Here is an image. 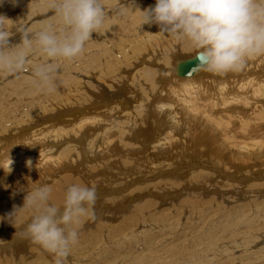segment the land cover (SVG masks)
Instances as JSON below:
<instances>
[{
	"label": "bare ground",
	"instance_id": "1",
	"mask_svg": "<svg viewBox=\"0 0 264 264\" xmlns=\"http://www.w3.org/2000/svg\"><path fill=\"white\" fill-rule=\"evenodd\" d=\"M6 1L10 7L0 14L12 20L8 21L10 27L16 23L27 26L30 17L49 11L45 0H18L15 6ZM104 2L115 9L129 0ZM131 13L126 16L127 24L139 25V11ZM116 14L113 11L104 29L93 34L81 58L61 61L55 93H39L17 108L12 102L8 103L12 108L0 106V230L9 237L20 233L9 242L12 247L4 245L6 251L0 249V254L11 264H54L52 254L25 236L34 213L19 211L10 221L7 214L14 205L22 207L27 191L38 185L51 187V202L63 206L68 186L80 184L95 186L97 197L116 191H112V199L105 198L107 205L102 201L104 205L95 211L97 231L82 234L80 227L79 243L71 250L69 264H132L131 238L152 250L154 256L148 264H264V56L250 58L240 72L191 74L196 64L194 52L180 59L172 57L174 50H189L187 42L166 35L163 47L164 35L158 31L152 40L132 43L114 20ZM145 29L143 25L140 32ZM42 60L45 58L37 53L32 63ZM25 76H31L30 72L25 71ZM122 90L131 97L124 91L125 96L119 98ZM185 137L198 143V148L192 145L189 149ZM206 157L211 167L204 162ZM221 165L229 171L220 172ZM185 170L193 171L190 184L180 192L175 189L180 197L177 202L167 201L175 191L163 190L177 183H169L176 178L172 173L184 176ZM134 191V198L115 210L114 204ZM207 192H214L219 201L212 196L205 199ZM185 194L195 197L175 206L186 200ZM221 200L226 201L225 214L230 218L221 222L226 224L222 227L217 214H203L211 210L206 205ZM165 202L180 207L179 213H167L170 208L164 207ZM200 205L208 219L200 227L185 228L192 214L197 222ZM122 211L133 218L130 224L134 219L140 224L121 239H113L120 228L113 223ZM245 215L248 220L253 217L251 222L247 220L250 225ZM93 222L85 220L82 225L87 230ZM172 228L180 232L171 235L175 233L170 232ZM152 232L163 239L153 242ZM20 240L28 245L24 255H20L24 246L14 245Z\"/></svg>",
	"mask_w": 264,
	"mask_h": 264
},
{
	"label": "clouds",
	"instance_id": "2",
	"mask_svg": "<svg viewBox=\"0 0 264 264\" xmlns=\"http://www.w3.org/2000/svg\"><path fill=\"white\" fill-rule=\"evenodd\" d=\"M4 2L0 0V6ZM10 2L15 6L18 0ZM45 4L55 14L56 22H47L35 31L26 25L10 27L8 21L12 20L0 14V74L19 76L29 71L32 83L45 94L58 90L61 61L81 58L93 34L104 29L113 11L125 16L139 10L140 29L156 25L161 35L187 42L196 61L191 74L205 71L223 76L240 72L250 58L264 56V0H156L154 6L143 10L135 0L115 9L107 8L104 0H45ZM17 34L20 41L13 43L11 38ZM37 53L45 60L33 64ZM51 193L48 185L27 191L23 206L14 205L7 220L19 211H32L26 238L52 254L54 264H69L82 223L97 218V189L72 184L63 206L51 202Z\"/></svg>",
	"mask_w": 264,
	"mask_h": 264
},
{
	"label": "rangeland",
	"instance_id": "3",
	"mask_svg": "<svg viewBox=\"0 0 264 264\" xmlns=\"http://www.w3.org/2000/svg\"><path fill=\"white\" fill-rule=\"evenodd\" d=\"M135 3L139 6V8H140V10H143V9H145V8H148L149 6H154L155 5V1H153V0H135ZM8 4H9V2L8 1H6L5 0V2L3 3V5L2 6H0V13L4 10V9H9V7L10 6H8ZM117 5H119V3L117 4ZM136 11H139V10H136ZM129 14H132L131 13V11H129L128 13H127V15H129ZM127 15H125V16H121V15H119V14H116V16H115V18H114V20H117L118 21V23H119V28H120V30H121V32L124 34V36L128 39V40H130L132 43H137V44H142V43H145V42H147V41H149V40H152L153 39V36H154V34L156 33V32H158L159 31V28L156 26V25H152L151 27H149L148 25H146V29H145V31L144 32H140V28H139V25H136V24H134L133 22L131 23V25H128L127 24V22H126V16ZM55 21V14L53 13V12H50V11H44V12H42L41 14H38V15H36V16H32V17H30L29 18V20H28V25H27V27L28 28H30V29H39L43 24H45V23H47V22H54ZM16 25H19V23H16V24H13L12 25V27L14 28ZM21 25H23V24H21ZM17 37V38H16ZM12 42L13 43H18L19 41H20V37H19V35L17 34V35H15V36H13L12 38ZM165 41H166V35H164L163 36V47H164V44H165ZM178 42H180V41H178ZM159 46H160V44H159ZM169 51L171 50V49H168ZM186 50V49H185ZM185 50H181L180 52H178L179 50H174L173 52H172V57H176L177 59H180L181 57H183L184 55H189V54H192L194 51H193V49L190 47V49L189 50H187V51H185ZM171 54V53H170ZM43 61V60H42ZM38 62V61H37ZM37 62H35V63H33V64H36ZM40 63V62H39ZM170 63V62H169ZM171 65V64H170ZM204 72V71H203ZM202 73V72H201ZM200 73V74H201ZM199 74V76H201ZM172 76L173 77H175L174 75H173V72H172ZM21 88H26V89H28V90H34L33 92L32 91H28V90H22ZM127 86L124 88L126 91H127ZM125 90H122L120 93H119V98H121L122 96H125L124 94H126L127 92L125 91ZM23 91V92H22ZM126 93H125V92ZM25 92V93H24ZM39 93H42V91L41 90H39L33 83H32V76H29V77H27L26 78V76H25V72L24 73H22V74H20L19 76H13V75H4V74H0V106H2V105H4V104H11V102H12V106H13V104H14V106H13V108H17V107H19V106H22V105H24L25 104V101H27L26 99H28L29 97V99H28V101L29 100H31L32 99V96H34V95H38ZM129 93V92H128ZM127 93V94H128ZM126 94V97L127 98H129V97H131V96H129V94L127 95ZM25 95H27L26 97H24ZM23 96V97H22ZM24 98V99H23ZM17 99V100H16ZM32 100H34V99H32ZM32 100H31V102H32ZM24 101V103L22 104L21 102H23ZM13 102H16V103H13ZM8 104V105H9ZM11 105H9V107H10ZM12 106H11V108H12ZM38 110V108H36L34 111H37ZM34 111H33V113H34ZM6 112V111H5ZM8 112V111H7ZM6 112V113H7ZM32 113V114H33ZM54 124V123H53ZM52 124V125H53ZM183 139H185V142H186V144L188 145V147H189V149H193L192 148V145H194V147L195 148H198V143H192V140L189 138V137H185V138H183ZM203 145H204V143H202V145H201V147H203ZM200 147V148H201ZM198 153H200V152H198ZM193 157V156H192ZM206 160L207 161H204L205 163H207L208 164V166L209 167H211L210 166V161H209V158L208 157H206ZM191 162H192V167H191V169L193 168V166H194V159H192L191 160ZM195 162H197L196 160H195ZM212 165V164H211ZM214 166V165H213ZM218 168H219V166H217ZM222 167V168H221ZM227 168V166L226 165H221L220 166V169H222L221 171H220V169L218 170V171H220V172H228L229 170H227L226 169ZM188 170H185L184 171V176L182 175V173L180 174V173H172V177H175V175H176V178H177V176L179 177V180L178 179H176V178H172V180H169V181H172V182H169L170 184H175V182H177L176 184L178 185H174V187H170V189H166L165 191H167V192H165L164 190H163V193H173L174 191V193L173 194H171L170 196H171V200L169 199L170 197H168V199L169 200H167V201H169V202H177L178 200H179V198L180 197H177V193H176V190L175 189H177L178 188V192H180L181 191V188H182V190L185 188V187H187L189 184H190V182H189V176H190V174H191V172H193L192 170L189 172V173H185V172H187ZM256 171V170H255ZM180 175V176H179ZM214 177H215V175L212 177V179H214ZM211 179V180H212ZM162 179H160L159 180V183L161 184L162 183V181H161ZM175 182H174V181ZM184 180V181H183ZM187 180V181H186ZM161 181V182H160ZM174 182V183H173ZM188 182H189V184H188ZM214 182H217L216 180L214 181ZM165 183V180H163V184ZM179 183H181V184H179ZM187 183V184H186ZM218 183V182H217ZM183 184V185H182ZM180 185V186H179ZM182 186V187H181ZM194 186H199V185H195L194 184ZM173 188V189H172ZM180 188V189H179ZM186 189V188H185ZM184 189V190H185ZM112 191H116V190H111V191H109V192H106V195H108V196H105V197H98L97 198V201H99V202H97L96 201V208H95V211L96 212H98L99 211V209L104 205L103 203L105 202V204L107 205V203H106V199H108V198H110V199H112L113 197H114V192L112 193ZM150 191H155V188H151L150 189ZM110 194V196H109V194ZM136 193V191H134V192H132V195H129L128 196V198L127 199H125V201L124 200H122V201H120V202H117L116 204H114V208H115V210H116V207L117 208H120L121 206V204H123L124 202H126L127 200H128V203H129V201L130 200H132L133 198H134V196L136 195L135 194ZM176 193V194H175ZM210 194H208V192L206 193V198L205 199H207L209 196L211 197L212 196V200H214V199H216L215 201L217 202V201H219V199H218V196L216 197V195L214 196L213 195V193L214 192H209ZM113 194V195H112ZM174 196V198H175V200H174V198H172ZM183 196H184V194H183ZM185 196H187V198H186V200L185 201H179L178 203H175L174 205L176 206V205H179V204H188L189 202H190V198H193V197H195V195H192V196H190V197H188L189 196V194H185ZM107 197V198H106ZM215 197V198H214ZM106 198V199H105ZM182 198H184V197H182ZM100 199V200H99ZM188 199H190L189 201H187ZM203 199V198H202ZM218 199V200H217ZM139 200V199H138ZM158 200H160L161 201V199L159 198ZM183 200V199H182ZM101 201V202H100ZM102 201H103V203H102ZM137 201V200H136ZM215 201H212V204H210L209 206L208 205H206V207H211L210 209L211 210H209L208 211V213H207V211L205 212V213H203V214H210V215H212V213L214 214H217V216L215 215V217H217V223L218 222H220V224L219 225H221V227L222 226H225L224 224H222L223 223V220H225V219H227L228 217H227V214H225L226 212H225V209H226V201H224V200H221L220 202H218V204L217 205H214V203H216ZM134 202H135V200H134ZM127 203V204H128ZM200 203H202V202H200ZM161 204H162V206H163V203L161 202ZM169 204H171V203H168V202H165V204L164 205H166V206H164V207H168V208H170V209H168L167 210V213H169L170 215L174 212V213H179V208L180 207H178V208H174V207H172V205H170V206H167V205H169ZM111 205H113V204H111ZM119 206V207H118ZM201 206V207H200ZM199 206V208L200 209H202L200 212H198L197 213V222H195L196 221V218H194V214H192V216L193 217H188V222H187V224H186V227L185 228H189L190 229V227H194V226H197V225H199V227H200V225L204 222L203 220H207L208 219V215H204L203 216V214H202V212H204V208H203V206L202 205H200ZM215 206H216V208H215ZM100 207V208H99ZM172 207V208H171ZM216 209V211L217 212H215V209ZM218 207V208H217ZM213 208V209H212ZM106 209H108V208H106ZM159 210H162L163 211V207H160L159 206V208H158ZM218 209H221V210H223V211H220V210H218ZM124 211V210H123ZM122 211V212H123ZM212 211V213H209V212H211ZM218 211H219V213H220V215H221V213H222V215H223V213H224V218L222 217V215H221V217H219L220 215H219V213H218ZM95 212V213H96ZM97 214V213H96ZM200 214V215H199ZM109 217H116L115 216V214H111V213H109V214H107ZM130 214H127L126 213V211L125 212H123V214H120L119 215V213H118V217H117V221L115 222V223H113V227L114 226H116V225H118V224H120V228L118 229V234L117 235H115L114 236V233H113V239H121L124 235H126L127 234V232H128V230L129 229H133V228H137L138 226H139V222L138 221H136L135 219H134V222L132 223V224H130V220H132L133 218L132 217H130L129 216ZM244 215V214H243ZM249 215V214H248ZM100 217H105V216H103V215H99ZM200 216L202 217V218H200ZM246 216V215H245ZM249 216H251V215H249ZM145 217V216H144ZM207 217V219H205ZM226 217V218H225ZM123 219V221H122V219ZM139 220H141V218H139V217H137ZM143 218V217H142ZM199 218L200 219H202V221L200 220L199 221ZM248 217L246 216V221L248 220L247 219ZM251 218L253 219V217H250L249 218V220L248 221H250L251 220ZM103 219H105V218H103ZM106 219H107V217H106ZM195 221H194V220ZM230 218H228L227 219V221H224V223H227L228 222V220H229ZM240 219V218H239ZM242 219V218H241ZM240 219V220H241ZM97 220L98 219H96L94 222L93 221H91V222H93V224H90V223H88V228H87V230L85 229V225H82L81 226V231H82V234H85L88 230H91V229H94V231H97V226H96V222H97ZM190 220H192V221H190ZM220 220V221H219ZM142 221V220H141ZM241 221H244V223L246 222L245 220H241ZM247 221V222H248ZM164 220H162L160 223H162V224H164ZM190 222H194V223H192L191 225H190ZM199 222V223H198ZM200 222H201V224H200ZM222 222V223H221ZM247 222H246V224H247ZM251 222V221H250ZM250 222H248V224L250 225L251 223ZM183 223H186V220L184 221L183 220ZM197 223V224H196ZM189 224V225H188ZM203 225V224H202ZM218 225V226H219ZM263 225H264V223H263ZM96 226V227H95ZM111 227V226H110ZM110 227H108V228H110ZM107 228V229H108ZM185 228H183L184 229V231H185ZM154 230L156 229L155 227L153 228ZM84 230V231H83ZM86 230V231H85ZM174 230H173V228L171 229V231L170 232H173ZM175 232V231H174ZM178 232H180V231H178ZM178 232H175V233H171V235L172 234H176V233H178ZM3 233V232H2ZM1 233V230H0V235L3 237H0L1 239H3V241L2 240H0V241H2V242H0V249H2L3 251H6V247L5 246H7L8 244H10L11 242H13V240H15L14 239V237H16L17 235H19L20 233H17V234H15V235H11L10 237L7 235H5L4 233L2 234ZM162 233V235H163V232H161ZM167 233V234H166ZM166 233H164V234H166V235H170V233L169 232H166ZM173 235V236H174ZM149 236L151 237V239H152V241L153 242H157V241H160L161 239H163V236L162 237H160L157 233H156V235H154V232H152V233H150L149 234ZM193 236V235H192ZM5 238H7L6 240H4ZM132 240H133V242H135V243H133L132 242V246H131V253H132V255L130 256L131 257V261H132V264H148L147 262L148 261H150L151 260V258L154 256V255H151L152 254V250L151 249H147V248H145V247H143L142 245H140L139 244V242H137V241H135V239H133V238H131ZM30 240V239H29ZM4 241H6V242H4ZM10 242V243H9ZM2 243V244H1ZM4 243V244H3ZM2 245V246H1ZM5 245V246H4ZM15 246H24L22 249H21V254L20 255H24L25 253H24V250L26 249V247H28V245L25 243V242H23V240H20V241H15V244H14ZM8 246H10V247H12V245L10 244V245H8ZM7 246V247H8ZM5 248V249H4ZM9 249V248H8ZM2 250H0V251H2ZM12 250H14V249H12ZM32 253H34V254H37V252H32ZM4 254H5V252H4ZM28 256H30V258L29 259H31V254H28ZM27 255L25 256V257H28ZM0 257L2 258L0 261H1V264H11L12 262L10 261V260H7L6 259V257L5 256H3L2 254H0ZM24 257V258H25ZM6 260V261H3V260ZM161 260H163V259H160V261ZM10 261V262H9ZM5 262V263H4Z\"/></svg>",
	"mask_w": 264,
	"mask_h": 264
}]
</instances>
